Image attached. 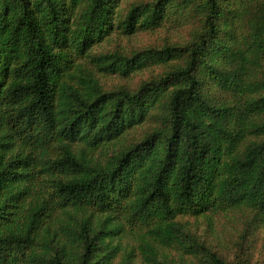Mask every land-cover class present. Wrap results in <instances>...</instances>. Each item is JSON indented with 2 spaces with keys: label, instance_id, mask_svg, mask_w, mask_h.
I'll use <instances>...</instances> for the list:
<instances>
[{
  "label": "trees",
  "instance_id": "trees-1",
  "mask_svg": "<svg viewBox=\"0 0 264 264\" xmlns=\"http://www.w3.org/2000/svg\"><path fill=\"white\" fill-rule=\"evenodd\" d=\"M126 2L0 0V264H114L123 220L152 254L186 246L184 215L264 224V0ZM196 22L186 46L93 51ZM152 66L136 91L96 77Z\"/></svg>",
  "mask_w": 264,
  "mask_h": 264
},
{
  "label": "rangeland",
  "instance_id": "rangeland-1",
  "mask_svg": "<svg viewBox=\"0 0 264 264\" xmlns=\"http://www.w3.org/2000/svg\"><path fill=\"white\" fill-rule=\"evenodd\" d=\"M131 1L127 0L123 3V7L126 9L128 2ZM141 1L151 3L155 0H139ZM200 28L199 22L180 28L167 24L150 34L138 32L131 35L117 29L104 42L96 45L93 51L95 54L115 53V51L135 52L150 48L164 49L173 45L186 46L197 37ZM85 63L90 68L95 66V63L88 61ZM152 67L153 69L128 77L99 71L96 77L106 92H114L122 88L136 91L143 82L164 73L162 66ZM149 131L148 126L141 127L133 132L134 138L140 141ZM95 153L97 157H103L101 150ZM47 184L45 190L50 194L51 182ZM116 218H120V215ZM180 220L185 224L191 238L186 239V246L160 247L154 243L153 254L151 251L143 253L142 250L143 234L146 230L123 220V228L116 231L113 238V242L121 246L115 256L114 264H212L206 250L224 257L232 264H264V224L256 222L249 210L236 208L207 215L189 214L180 217ZM149 236L148 234L145 238L150 240Z\"/></svg>",
  "mask_w": 264,
  "mask_h": 264
}]
</instances>
